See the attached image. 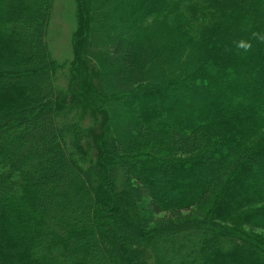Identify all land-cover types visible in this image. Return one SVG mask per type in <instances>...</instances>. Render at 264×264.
<instances>
[{
	"label": "trees",
	"instance_id": "16d2710c",
	"mask_svg": "<svg viewBox=\"0 0 264 264\" xmlns=\"http://www.w3.org/2000/svg\"><path fill=\"white\" fill-rule=\"evenodd\" d=\"M58 1L0 0V264H264V0H72L62 59Z\"/></svg>",
	"mask_w": 264,
	"mask_h": 264
},
{
	"label": "rangeland",
	"instance_id": "374dc122",
	"mask_svg": "<svg viewBox=\"0 0 264 264\" xmlns=\"http://www.w3.org/2000/svg\"><path fill=\"white\" fill-rule=\"evenodd\" d=\"M71 1L72 0H69V2L66 0H59L56 3L55 12L50 20V46L54 54L60 59L70 56L71 51L70 36L75 21L73 8L70 4ZM190 213L195 215L197 210L193 208ZM250 230L264 236V230L255 228H250Z\"/></svg>",
	"mask_w": 264,
	"mask_h": 264
}]
</instances>
